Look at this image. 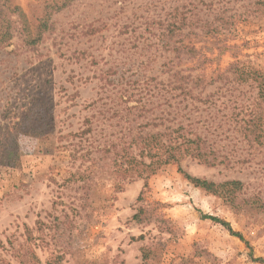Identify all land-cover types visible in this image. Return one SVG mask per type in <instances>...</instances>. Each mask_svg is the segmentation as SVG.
<instances>
[{"label": "rangeland", "instance_id": "1", "mask_svg": "<svg viewBox=\"0 0 264 264\" xmlns=\"http://www.w3.org/2000/svg\"><path fill=\"white\" fill-rule=\"evenodd\" d=\"M257 1L0 0L15 20L0 48V129L18 122L34 97L51 118L47 138L21 136L19 169L0 166V264H260L250 250L264 259V138L249 143L236 117L255 93L229 84L179 96L166 83L172 55L155 23L178 9L190 17L195 6L212 21L220 9L243 12ZM14 6L31 33L43 32L37 45L24 42ZM185 42L208 60L196 73L220 74L234 56L264 72V12L215 38ZM179 124L224 163L187 158L162 167L147 188L116 174L112 146L123 147L133 130ZM179 168L210 182L239 180L242 196L263 206L237 212ZM205 216L229 223L251 249Z\"/></svg>", "mask_w": 264, "mask_h": 264}, {"label": "trees", "instance_id": "2", "mask_svg": "<svg viewBox=\"0 0 264 264\" xmlns=\"http://www.w3.org/2000/svg\"><path fill=\"white\" fill-rule=\"evenodd\" d=\"M13 13L18 16V21L22 32L26 34L24 42L28 46L37 45L43 38V32L37 30L31 33V24L27 16L19 7H13ZM202 10L194 7L192 16H187L179 9L176 13L167 18L158 19L155 23L159 29H163L161 37L164 40L163 47L171 53L167 72L169 78L166 83L171 89L179 92V96L184 99L193 98L197 90L204 91L208 87L227 86L232 84L237 89H247L243 91L244 95L252 93L251 103L243 105L241 111L236 114L238 125L245 139L249 143L262 144L264 138V72L253 70L241 66V63L235 57V62L222 73L207 76L196 73L199 66L208 60L203 61L197 58L198 52L193 43L185 42L192 36H211L217 37L223 32L232 30L238 23L245 22L264 12V0H258L252 9H246L243 12L220 9L212 21L204 20L200 17ZM12 24V26H11ZM15 20L13 21L0 8V48L12 39V31ZM43 26L40 27H44ZM154 26V25H153ZM41 30V28H39ZM188 30L187 33L184 30ZM198 30V31H197ZM179 66V69L173 65ZM193 64L194 66L184 65ZM176 65V66H177ZM176 69V70H175ZM44 100L34 97L28 105L27 113L22 118L9 126L0 129V166L19 169L21 167L20 138L21 136H31L37 139L47 138L50 130L49 112ZM134 110V109H133ZM114 153V163L116 165V174L124 179H143L144 188L148 187V180L155 175L162 167L168 165L180 166L181 162L187 158L198 160L206 166H217L224 163L220 155L208 145L207 140L198 134L192 133L188 128L179 124L178 127H166L157 132L134 131L130 136V141L123 147L119 145L112 146ZM185 178L196 188L221 198L225 203L237 212L248 209L258 212L263 205L256 199H246L242 196L244 184L239 180H229L223 183H215L199 178H194L183 172ZM144 192H141L142 199ZM255 201V202H254ZM135 218L140 222L139 214ZM215 223L226 227L230 234L237 237L245 243L250 250L249 243L243 235L235 232L229 223L213 216H205ZM251 258L254 262L264 264L263 258Z\"/></svg>", "mask_w": 264, "mask_h": 264}]
</instances>
